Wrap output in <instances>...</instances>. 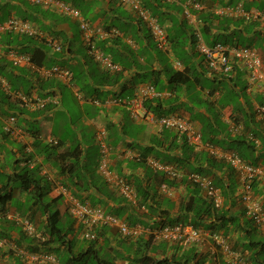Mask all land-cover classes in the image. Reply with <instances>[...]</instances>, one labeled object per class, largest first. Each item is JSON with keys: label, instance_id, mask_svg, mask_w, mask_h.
<instances>
[{"label": "crops", "instance_id": "0c3cea01", "mask_svg": "<svg viewBox=\"0 0 264 264\" xmlns=\"http://www.w3.org/2000/svg\"><path fill=\"white\" fill-rule=\"evenodd\" d=\"M62 1L83 8V19L94 27L109 28L107 35H93V39L117 67L108 70L89 55L78 18L32 0H0V21L14 14L32 21L45 34H54L63 45L62 51H54L35 38L37 46L46 48L51 55L45 65L66 66L73 74L69 84L54 77L41 78L31 64L15 65L4 53L0 56V90L9 97L3 100L10 106L6 109L0 101V109L6 115L0 113V264H64L42 243L46 214L42 212L44 206L34 203L32 194L21 187L17 175L25 171L38 181L44 193L42 199L48 198L45 202L61 197L57 209L63 224L68 225L69 232L72 230L68 233L71 239H83V226L70 213L74 202L96 204L93 206L108 213L124 204L121 218L143 214L141 221L134 223L141 228L138 240L147 239L161 221L181 218V205L189 196L185 185L176 180L169 186L170 179L148 163L151 158L160 162L181 159L184 139L159 123L161 115L176 112L190 119L194 128L204 132L206 139L202 140L221 152H236L234 138L249 141L255 148L252 155L257 157L256 164L264 168V118L258 113V107L264 105V81L249 85L242 64H234L230 73L209 69L195 47L198 36L208 45H247L257 51L264 63V0H142L165 25L171 41L169 48L158 47L146 23L116 0ZM194 2L200 6L195 7ZM168 68L183 71L186 82L168 83ZM105 75H109L108 79ZM31 85L36 88L30 94L19 91ZM146 85L154 88L152 95L143 96L147 115L135 118L124 102L140 94ZM16 92L26 98H19ZM12 113L22 127L20 136L3 130L4 118ZM100 127L106 129L111 147L109 169L135 186L141 203L138 206L125 201L97 170L96 133ZM242 148L245 150L246 145ZM191 149L195 152V158L191 157L193 166L204 165L203 157L211 156L205 148ZM213 158L221 167L212 172L221 178L227 191L220 211L225 220L235 216L234 222L222 228L218 222L217 232L223 234L230 251L216 245L211 233L203 230V239L186 249L168 241L155 249L159 240L152 241L153 256H173L178 260L184 253L194 251L207 255L203 264H254L250 260L254 251L245 247L250 240L264 242V230L245 216L244 204L237 195V173L224 159ZM253 190L264 208V177L255 182ZM150 207L154 215H148ZM22 218L33 224L32 235L24 231L19 221ZM101 233L99 244L108 242L109 249L122 257L115 263L125 264L123 257L129 255V245H135L136 240L113 227L102 226ZM79 246L60 251L63 255L86 251L87 243ZM43 253L52 260H33L30 256Z\"/></svg>", "mask_w": 264, "mask_h": 264}, {"label": "built area", "instance_id": "2783aa9c", "mask_svg": "<svg viewBox=\"0 0 264 264\" xmlns=\"http://www.w3.org/2000/svg\"><path fill=\"white\" fill-rule=\"evenodd\" d=\"M34 3H40L47 7H53L59 13L66 16H72L79 19L80 29L82 31V38L87 47L89 55L99 62L104 67L112 70L117 66L111 62V60L100 51L95 45L93 35L103 37L107 35V31L102 27H94L88 21L83 19L80 10L72 4L64 2L62 0H32ZM120 4L127 6L133 11L138 18L144 21L150 30V33L158 46L165 47L167 44V36L163 26L159 23L156 16L145 7L141 0H117ZM195 7H199L200 4L194 2ZM11 32L17 34H25L28 36H34L37 39L44 41L54 51H59L61 48L60 40L53 36L44 34L37 29L31 22L15 16L9 17L6 21L0 23V33ZM197 50L203 55L204 61L209 68L220 70L222 72H228L232 69L234 63L242 64L248 80L249 85H256L264 81V66L259 54L252 48L239 45H229L222 43H215L212 46H208L200 36L197 38ZM1 54V51H0ZM8 57L15 65H22L29 63L35 69V72L41 78H56L64 83H71L73 80V74L71 69L59 64H53L51 66L36 65L31 63V59L28 55L19 54L14 51L8 52ZM154 88L152 85H146L140 90L141 96H147L153 94ZM18 97L25 99L23 94H18ZM39 105H43L42 101L38 102ZM129 109L134 115H138L137 109L142 106L139 97H134L130 100ZM258 113L264 118V105L258 107ZM160 123L169 129L175 130L185 136L186 141L190 145L195 147L205 148L212 156H218L226 161L230 167L234 169L239 178L238 195L240 201L244 204L246 215L254 221V223L264 228V209L261 203L254 196L253 183L264 177V169L258 165H253L239 156L234 151L221 152L217 150L212 143L203 142L201 140V134L193 126L182 117L178 115L163 116L159 119ZM3 130L10 135L20 136L22 133L21 128L16 125V119L14 116H9L4 120ZM106 129L101 127L97 130L96 140L99 146V158H98V171L106 180L116 186L118 193L126 199V201L136 204L137 192L133 184L127 182L123 178L114 175L109 169V155L111 147L107 142ZM148 163L155 170H161L167 174L170 178L184 177V174L177 168L167 164H161L154 159H149ZM187 179L193 181L203 191L204 195L209 198L215 208H220L223 204V197L219 188H217L210 177L202 176L199 173H188L185 175ZM165 188V184L162 185ZM70 213L77 220L79 224L83 226V237L87 239H95L96 227H102L104 225L113 227L118 230L120 234L130 239H137L140 235L141 228L138 225L130 224L124 218L117 215L106 212L99 206H93L88 203L74 202L70 208ZM22 223L24 231L32 235L35 231L33 224L27 218L19 219ZM151 233L155 238L163 239L172 244L179 243L180 245H190L199 243L203 239V233L200 229L194 228L190 225L182 224H164L158 228L151 230ZM216 245H219L224 250L230 251L224 238L219 233H211ZM1 242V240H0ZM33 260H52V257L46 254H30Z\"/></svg>", "mask_w": 264, "mask_h": 264}, {"label": "trees", "instance_id": "16d2710c", "mask_svg": "<svg viewBox=\"0 0 264 264\" xmlns=\"http://www.w3.org/2000/svg\"><path fill=\"white\" fill-rule=\"evenodd\" d=\"M76 7L82 12L83 8H81L80 6H76ZM13 15L14 14L12 15L10 14L9 16H13ZM15 16L18 18H22L21 16H17V15ZM103 29L106 30L109 28L105 26ZM48 35L55 37V35L52 33H48ZM0 37H1L0 43L2 45H5L8 50L14 49L15 51H18L21 53H29L31 56L32 62L36 64L37 66L45 65V62L49 63V61H51L50 60L51 58L49 57L51 55L47 54V49L46 48L43 49L41 46H37L36 41H35L36 39L34 36H28L25 34H12L9 32V33H4V35ZM170 46H171V41L169 39V47ZM62 47L63 45L61 44V48L59 51H62L63 49ZM165 73L168 75L167 77L168 83H171L174 85L177 83L186 82V76L183 71H176V70H172L171 68L170 69L168 68ZM108 77L109 75H105L106 79H108ZM35 88L36 86H33V85L25 86L19 91L27 95V94H30L31 91L34 90ZM3 98H9V97L5 96L3 94V91L0 90V101L2 100L3 104L6 105V109H9L10 107L9 102L3 100ZM1 110L2 109H0V111ZM0 113L2 115H5V112L3 111H1ZM12 114L15 115V113H12ZM171 131H174V130H171ZM203 134L204 132L202 131L201 132L202 139H206V137ZM233 141L235 143L234 148L236 152L239 154V156L243 158L245 161L253 165H257L256 164L257 157L252 155L255 149L253 147V144H250L249 141H246L245 139L240 138V137L234 138ZM244 144L246 145L245 150H243L242 148ZM180 147H181V159L179 158V159H176L174 162H163V163L173 164L176 168H178L185 175L188 173L197 172L201 175L209 176L212 179L213 184L217 188H219L222 197L226 198L227 191L221 181V178L216 177L215 174L212 172L213 169H218L221 167L220 162L216 161L211 156H204L203 157L205 160L204 165L199 164V166L197 167L193 166V160L191 159V157L195 158V155H194L195 152H193V150L191 149V146L188 145L185 140H183ZM72 154L75 155V151H72ZM185 175L182 178L174 179V180L172 179L170 180L171 182H168L169 186L170 185L173 186L175 181L179 180L181 183L185 185L186 190L189 194L188 200L184 204L181 205V216L182 217L176 218L174 220L168 219L167 221H161L160 225L155 228H158L164 224H169V225L182 224V225H190L202 231L207 230L209 232H217L219 221H221V224H222L220 228H222L223 225H226L227 223L230 224L231 222H234L235 216L225 220L226 216L224 212L222 210L220 211L222 207L220 209L215 208L212 201L202 194V190L197 186V184L187 179ZM17 176L21 182L22 189H25L32 194L34 203L39 202L40 204L44 206L42 212L46 214V222L42 226V231H43L42 233L45 236V240L42 243L45 245L44 247L47 246V249H50L53 253L56 254V256H58L59 262H62L64 264H116L115 260L120 259L118 258L119 256H117L116 258L114 257L113 259L114 261H111V260H106V259H100L96 254L95 244H99L98 240L100 238V235H102L101 233L102 227L95 228L94 232L96 233V237L95 239L89 240L90 242L87 243L86 251H79L73 254L66 253L63 255L60 249H63V248L71 249V248H75L76 245L74 242H72L74 238L72 239L69 238L68 233H70L72 230H70L69 232L68 225L63 224V222L61 221V217H60L61 214L59 210L57 209V205L60 202L61 197L57 196V197L52 198L48 202H45V200L42 199V197L44 196V193L40 191L41 187L39 186L38 181L34 179L33 175L25 171ZM122 178L125 179L127 182H130L126 178L124 177ZM227 187L229 186L227 185ZM137 197H138V193H137ZM144 199L146 200V196H144ZM140 204L141 203H140V198H139L137 200L136 206ZM93 205H96V204H93ZM124 209H125V205L123 204L121 205L120 209H116V210L110 209L109 213L121 217L124 213ZM147 211L150 212L148 215L155 214L154 209L151 207L147 209ZM142 216L143 214H138L137 216L130 215L127 218L126 217L124 218L130 224H134L136 222L141 221ZM246 221H245V224H246ZM70 225H71V222H70ZM228 227L226 231H228L229 229ZM225 229L226 228L224 227L223 229L224 232H225ZM235 229H236V226H235ZM153 237L154 235L150 234V236L147 239L145 240L137 239L134 243L135 245H129V253H128L129 255L126 257H123V259L126 260L125 264H203L207 260L206 254H203V253L198 254L197 252H194V251H192V253L191 252L184 253L182 255L183 257H181L178 260H175L173 256L171 258L165 255L161 257H155L150 252L151 245H153L152 244ZM83 239H86V238H83ZM164 242H166V240L160 239L158 242V245L155 246V249L160 248L159 246L163 247ZM177 247L179 249L180 248L186 249L187 246L179 244V246L177 245ZM245 249H251L254 251L253 256L250 257V260L254 264H258L260 262L261 264H264V242H254L250 240L247 243V246L245 247ZM198 255L199 257H197Z\"/></svg>", "mask_w": 264, "mask_h": 264}, {"label": "clouds", "instance_id": "9594fccd", "mask_svg": "<svg viewBox=\"0 0 264 264\" xmlns=\"http://www.w3.org/2000/svg\"><path fill=\"white\" fill-rule=\"evenodd\" d=\"M117 1V0H116ZM142 1V0H141ZM65 2V1H64ZM118 2V1H117ZM36 4H38V3H36ZM40 4V3H39ZM122 5V4H121ZM144 5V4H143ZM44 6V5H43ZM145 6V5H144ZM44 7H46V8H50V6L49 7H47V6H44ZM76 7V6H75ZM146 7V6H145ZM130 10V9H129ZM81 12V11H80ZM131 12H133V11H131ZM152 13V12H151ZM133 14L138 18V16L133 12ZM155 16V15H154ZM9 17H11V16H9ZM8 17V18H9ZM16 17V16H15ZM7 18V19H8ZM156 18H157V16H156ZM7 19H5V20H3V21H1L0 23H2V22H4V21H6ZM22 19V18H21ZM138 19H140V18H138ZM24 20H27V19H24ZM141 20V19H140ZM157 20H158V18H157ZM29 21V20H28ZM142 21V20H141ZM159 21V20H158ZM29 22H31L37 29H39L40 31H42L39 27H37L36 25H35V23H33L32 21H29ZM144 22V21H143ZM159 23L163 26V28H164V30H165V33H166V36H167V44H166V46L165 47H161V48H169V37H168V33H167V30H166V28H165V25H163L160 21H159ZM91 24V23H90ZM92 25V24H91ZM147 25V24H146ZM98 27V26H97ZM101 27V26H100ZM147 27H148V25H147ZM149 29V28H148ZM149 32H150V30H149ZM4 33H9V32H1L0 33V36L2 35V34H4ZM11 33V32H10ZM44 33V32H43ZM12 34H17V33H12ZM45 34V33H44ZM150 35H151V33H150ZM151 37H152V35H151ZM37 39V38H36ZM152 39H153V41L155 42V44L158 46V44L156 43V41L154 40V38L152 37ZM216 43H221V42H216ZM215 44V43H214ZM213 44V45H214ZM222 44H225V43H222ZM196 45H197V39H196V41H195V47H196ZM208 45V44H207ZM229 45H239V44H229ZM208 46H212V45H208ZM239 46H246V47H249V48H252V47H250V46H247V45H239ZM4 47L5 46H3L1 43H0V51H1V54H0V56L1 55H3L2 53H4V55L5 56H7L8 57V52H10V51H14V52H17V53H19V54H25V53H21V52H18V51H15L14 49H12V50H8V49H4ZM158 47H160V46H158ZM253 49V48H252ZM196 50H197V47H196ZM197 52H199L198 50H197ZM257 52V51H256ZM200 53V52H199ZM201 54V53H200ZM26 55V54H25ZM203 56V55H202ZM260 56V55H259ZM261 57V56H260ZM9 58V57H8ZM30 59H31V57H30ZM11 60V59H10ZM261 60H262V58H261ZM12 61V60H11ZM203 61H204V57H203ZM112 62V61H111ZM262 62H263V60H262ZM31 63L32 64H34L33 62H32V60H31ZM204 64L206 65V63H205V61H204ZM234 64H236V63H234ZM233 64V65H234ZM240 65V64H239ZM263 66H264V63H263ZM206 67L207 68H209L207 65H206ZM243 67V66H242ZM104 68H106V67H104ZM244 68V67H243ZM106 69H108V68H106ZM209 69H212V68H209ZM109 70V69H108ZM212 70H215V69H212ZM233 70V66H232V69L230 70V71H228V72H226V73H230L231 71ZM217 71H220V70H217ZM220 72H222V71H220ZM246 72V71H245ZM225 73V72H224ZM246 76H247V74H246ZM248 78V77H247ZM154 93V92H153ZM18 92H16L15 93V95L16 96H18ZM20 94H23V93H20ZM24 95V94H23ZM149 95H152V94H149ZM139 97L140 98V100H141V104H142V106L140 107V108H138L137 109V113H138V115H134L133 113H132V111H131V114L135 117V118H145V116L147 115V112H146V109H145V106H144V104H143V96H141L140 94H135L132 98H134V97ZM24 97H25V95H24ZM145 97V96H144ZM147 97H149L148 95H147ZM20 98V97H19ZM26 98V97H25ZM131 98V99H132ZM131 99H129L128 101H125L124 103L128 106V108H129V102H130V100ZM169 115H178V116H180V117H182L183 119H186L192 126H193V124H192V122H191V120L190 119H188V118H186L185 116H183V115H181V114H179V113H176V112H171V113H168V114H165V115H161V116H159V118H158V121H159V119L161 118V117H163V116H169ZM9 116H14L15 117V119H16V116L14 115V114H12V115H9ZM9 116H7V117H5L4 118V120L5 119H7ZM4 120H3V123H4ZM159 123H160V121H159ZM161 124V123H160ZM16 125L19 127V128H22V127H20L19 126V124H18V122H17V119H16ZM162 125V124H161ZM163 127H165L164 125H162ZM3 127V126H2ZM101 128V127H100ZM104 128V127H103ZM165 128H167V129H169L168 127H165ZM193 128H194V126H193ZM172 130V129H171ZM198 130V129H197ZM199 132H200V134H201V131L200 130H198ZM174 132H176L175 130H174ZM176 133H178V132H176ZM178 135H180V136H182L183 138H184V140L186 141V139H185V136L183 135V134H181V133H178ZM201 140H202V136H201ZM203 141V140H202ZM204 142V141H203ZM186 143L188 144V142L186 141ZM188 145H190V144H188ZM190 146H194V145H190ZM195 147V146H194ZM235 152V151H234ZM210 154V153H209ZM211 155V154H210ZM212 156V155H211ZM213 157V156H212ZM151 159H153V158H151ZM159 163H161V164H164V165H167V164H169V165H171V166H173V167H175L173 164H170V163H163V162H160L159 160H157ZM224 161V160H223ZM224 162H226V161H224ZM227 163V162H226ZM228 164V163H227ZM97 165H98V163H97ZM229 165V164H228ZM258 166H260V165H258ZM260 167H262V166H260ZM176 168V167H175ZM232 168V167H231ZM263 168V167H262ZM178 169V168H177ZM233 169V168H232ZM264 169V168H263ZM97 170H98V168H97ZM153 170L154 171H161V170H155L154 168H153ZM234 170V169H233ZM161 172H163V171H161ZM193 173H197V172H193ZM163 174L168 178V179H170V180H172L173 178H170V177H168L167 176V174H165L164 172H163ZM184 174V173H183ZM185 175V174H184ZM202 176H205V175H202ZM209 177V176H208ZM180 178H182V177H180ZM174 179H179V178H174ZM173 179V180H174ZM125 180V179H124ZM255 182H257V181H255ZM255 182L253 183V187H254V184H255ZM130 183V182H129ZM112 185V184H111ZM112 186H114V185H112ZM134 186V185H133ZM115 188H116V186H114ZM135 187V186H134ZM136 189V188H135ZM238 189H239V187H238ZM116 190H117V188H116ZM254 191V190H253ZM118 192V191H117ZM137 192V191H136ZM202 193H203V191H202ZM119 194V193H118ZM120 195V194H119ZM203 195H204V193H203ZM237 195H238V193H237ZM121 196V195H120ZM205 196V195H204ZM239 196V195H238ZM254 196H255V193H254ZM122 197V196H121ZM125 199V198H124ZM126 200V199H125ZM137 200H138V197H137ZM128 202V201H127ZM130 203V202H129ZM132 204V203H131ZM137 204V203H136ZM135 204V205H136ZM223 205V204H222ZM262 205V204H261ZM222 207V206H221ZM220 207V208H221ZM263 207V206H262ZM220 208H217V209H220ZM264 209V208H263ZM246 214V213H245ZM247 216V215H246ZM247 218H249L248 216H247ZM125 219V218H124ZM250 219V218H249ZM126 220V219H125ZM250 220H252V219H250ZM253 221V220H252ZM253 223H254V221H253ZM79 224V223H78ZM255 224V223H254ZM136 225V224H135ZM256 225V224H255ZM256 227L257 228H259L260 230L262 229V230H264V228H261V227H259V226H257L256 225ZM35 229V228H34ZM155 229V228H154ZM202 231V230H201ZM202 233H203V231H202ZM210 233H214V232H210ZM216 233V232H215ZM217 233H219V232H217ZM83 230H82V232H81V236H82V238H84L83 237ZM152 234V233H151ZM220 235H222L223 236V234L222 233H219ZM223 238H224V236H223ZM138 239V238H137ZM137 239H135V240H137ZM134 240V239H133ZM190 245H192V244H190ZM190 245H184V246H190Z\"/></svg>", "mask_w": 264, "mask_h": 264}, {"label": "rangeland", "instance_id": "374dc122", "mask_svg": "<svg viewBox=\"0 0 264 264\" xmlns=\"http://www.w3.org/2000/svg\"><path fill=\"white\" fill-rule=\"evenodd\" d=\"M259 46V44H257L256 45V47H258ZM70 97H71V95H70ZM73 116H77V114L75 113V112H73ZM75 117L73 118V119H75ZM77 120V119H76ZM75 121V120H74ZM77 122V121H76ZM80 122V121H79ZM96 143H97V141H96ZM98 145V144H97ZM92 148H94L95 149V151L97 150V147L95 146V144H93V147ZM48 200V198L45 196V200ZM29 198H27V201H26V203L27 204H29ZM25 203V204H26ZM103 227H106V225H104ZM74 235L75 234H73L72 235V237H74ZM89 240H92V239H81V238H79V237H75L73 240H72V242H74L75 243V245L77 244V246H84L86 243H89L90 241ZM158 240H160V239H158V238H155V237H153V239H152V241H158ZM175 245H178L179 246V243H175ZM79 246V247H80ZM95 250H96V254H97V256L100 258V259H106V260H111V261H114L113 259V257L114 256H118L119 254L117 253V252H113V251H111L109 248L111 247L110 245H109V243L107 242L106 244H95ZM118 258H121V256H119Z\"/></svg>", "mask_w": 264, "mask_h": 264}]
</instances>
